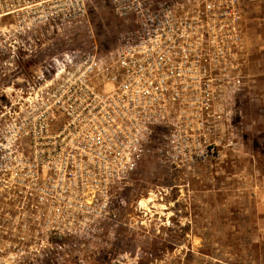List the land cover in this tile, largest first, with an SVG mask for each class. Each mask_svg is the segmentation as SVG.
I'll list each match as a JSON object with an SVG mask.
<instances>
[{
	"label": "built area",
	"instance_id": "built-area-1",
	"mask_svg": "<svg viewBox=\"0 0 264 264\" xmlns=\"http://www.w3.org/2000/svg\"><path fill=\"white\" fill-rule=\"evenodd\" d=\"M68 1L82 0H0ZM109 2L134 23L116 49L53 57L31 77L27 105L4 108L0 264H82L83 243L114 225L117 188L144 159L192 175L233 143L243 0Z\"/></svg>",
	"mask_w": 264,
	"mask_h": 264
},
{
	"label": "rangeland",
	"instance_id": "rangeland-1",
	"mask_svg": "<svg viewBox=\"0 0 264 264\" xmlns=\"http://www.w3.org/2000/svg\"><path fill=\"white\" fill-rule=\"evenodd\" d=\"M10 10L0 18L1 122L5 107L27 105L31 77L53 57H106L134 25L109 0L0 2V14ZM243 29L233 143L192 175L144 159L117 188L114 225L83 243L82 264H264V0H243Z\"/></svg>",
	"mask_w": 264,
	"mask_h": 264
},
{
	"label": "bare ground",
	"instance_id": "bare-ground-1",
	"mask_svg": "<svg viewBox=\"0 0 264 264\" xmlns=\"http://www.w3.org/2000/svg\"><path fill=\"white\" fill-rule=\"evenodd\" d=\"M149 201H145V202H142L141 204L143 205V208H146L147 210H149V207H148V203ZM145 209V210H146Z\"/></svg>",
	"mask_w": 264,
	"mask_h": 264
}]
</instances>
